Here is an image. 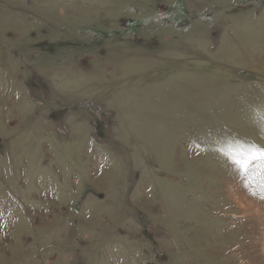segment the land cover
<instances>
[{
    "label": "rangeland",
    "instance_id": "374dc122",
    "mask_svg": "<svg viewBox=\"0 0 264 264\" xmlns=\"http://www.w3.org/2000/svg\"><path fill=\"white\" fill-rule=\"evenodd\" d=\"M262 150L264 0H0V264H264Z\"/></svg>",
    "mask_w": 264,
    "mask_h": 264
},
{
    "label": "trees",
    "instance_id": "16d2710c",
    "mask_svg": "<svg viewBox=\"0 0 264 264\" xmlns=\"http://www.w3.org/2000/svg\"><path fill=\"white\" fill-rule=\"evenodd\" d=\"M249 173L253 181L256 179L259 180L258 177L264 178V160H257L251 163L249 168ZM261 190L264 192V181L260 183Z\"/></svg>",
    "mask_w": 264,
    "mask_h": 264
},
{
    "label": "bare ground",
    "instance_id": "6f19581e",
    "mask_svg": "<svg viewBox=\"0 0 264 264\" xmlns=\"http://www.w3.org/2000/svg\"><path fill=\"white\" fill-rule=\"evenodd\" d=\"M238 195V194H237ZM239 196V195H238ZM232 199H233V201L237 204V205H239V206H241L242 208H244V211H251L252 209H253V211H254V206L250 203V204H244V202H242L241 200H239V198L236 196V193H235V195H233L232 194ZM248 197V196H247ZM245 201H246V198H245ZM240 207V209H242ZM256 208V207H255ZM257 209V208H256ZM258 211V210H257ZM261 213V212H260ZM261 215H262V213H261ZM261 215H259V216H261ZM264 217V216H263ZM252 218H254L253 216H252ZM258 218V217H257ZM256 219V218H255ZM261 225H264V224H261ZM260 225V226H261Z\"/></svg>",
    "mask_w": 264,
    "mask_h": 264
},
{
    "label": "snow or ice",
    "instance_id": "6c2138e0",
    "mask_svg": "<svg viewBox=\"0 0 264 264\" xmlns=\"http://www.w3.org/2000/svg\"><path fill=\"white\" fill-rule=\"evenodd\" d=\"M260 156H261L262 158H264V150H262V151L260 152Z\"/></svg>",
    "mask_w": 264,
    "mask_h": 264
}]
</instances>
